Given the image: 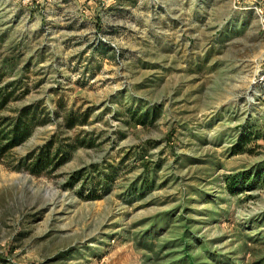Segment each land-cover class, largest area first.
<instances>
[{"label": "rangeland", "instance_id": "obj_1", "mask_svg": "<svg viewBox=\"0 0 264 264\" xmlns=\"http://www.w3.org/2000/svg\"><path fill=\"white\" fill-rule=\"evenodd\" d=\"M11 83L61 116L0 162V264H264V180L226 182L264 174V0H0ZM54 134L88 146L12 168Z\"/></svg>", "mask_w": 264, "mask_h": 264}, {"label": "trees", "instance_id": "obj_2", "mask_svg": "<svg viewBox=\"0 0 264 264\" xmlns=\"http://www.w3.org/2000/svg\"><path fill=\"white\" fill-rule=\"evenodd\" d=\"M13 84H0V162L15 148L25 143L33 135L38 126L45 125L55 117L61 116L58 115L57 111L50 112L42 108L39 102L16 109L13 114H3L9 104L19 97L15 95L16 89H12ZM61 108L64 111L62 114L63 122L65 128L68 130H72L78 125H85L86 120L89 118V112L81 114L73 109L67 110L64 105ZM139 122L145 124V121ZM247 142V140H243V143L238 144L234 151L235 154L244 152L245 150L242 146ZM83 146H88L85 140L79 141V138L77 139L71 136L58 140V137L54 134L49 141L19 158L16 165L12 168L14 170L24 169L34 176H42L58 170L62 165L71 160L74 152L78 148ZM248 174L241 173L226 176V182L232 194L238 192L239 189L237 188L239 185L241 187L246 186L251 181L260 182L264 180V174L262 173L254 174L253 176H250L249 172ZM90 198L96 199L98 197Z\"/></svg>", "mask_w": 264, "mask_h": 264}, {"label": "built area", "instance_id": "obj_3", "mask_svg": "<svg viewBox=\"0 0 264 264\" xmlns=\"http://www.w3.org/2000/svg\"><path fill=\"white\" fill-rule=\"evenodd\" d=\"M28 1V0H27Z\"/></svg>", "mask_w": 264, "mask_h": 264}]
</instances>
